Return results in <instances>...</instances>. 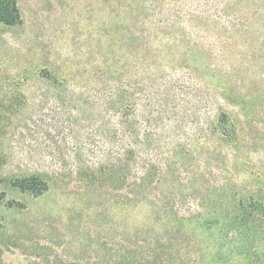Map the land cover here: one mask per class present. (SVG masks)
Masks as SVG:
<instances>
[{
    "label": "rangeland",
    "instance_id": "1",
    "mask_svg": "<svg viewBox=\"0 0 264 264\" xmlns=\"http://www.w3.org/2000/svg\"><path fill=\"white\" fill-rule=\"evenodd\" d=\"M115 1L17 0L20 22H0V264H121L123 254L135 255L144 210L125 212L118 179L97 171L108 144L83 104L78 77L120 52ZM226 61L234 64L230 85L248 94L242 142H190L182 178L159 186L180 218L181 236L172 237L183 264H246L215 216L230 215L235 197L264 201V52L239 51ZM52 72L68 79L47 80ZM211 85L208 109L216 101ZM191 89L187 131L202 117L198 100L206 93L198 84ZM29 172L49 183L41 196L16 186Z\"/></svg>",
    "mask_w": 264,
    "mask_h": 264
},
{
    "label": "trees",
    "instance_id": "2",
    "mask_svg": "<svg viewBox=\"0 0 264 264\" xmlns=\"http://www.w3.org/2000/svg\"><path fill=\"white\" fill-rule=\"evenodd\" d=\"M115 2L120 52H111L103 65L78 76L83 104L100 122L101 139L108 144V161L95 164L98 172L118 179L125 212L144 210L145 221L135 223V255L130 261L123 254L121 264H183L173 245L179 238L172 237L181 236L175 228L180 218L169 212L159 186L182 178L190 142L205 144L210 137L218 144L242 142L240 118L248 94L230 85L234 64L226 60L239 51L264 52V0ZM0 22H20L17 0H0ZM45 78L61 81L68 75L52 72ZM197 84L206 89L198 100L202 117L187 131L191 87ZM211 84L217 88L216 101L208 109ZM15 179L20 190L35 197L49 187L40 173ZM232 208L223 220L215 216V223L230 233L235 253L246 255V264H264V201L239 196Z\"/></svg>",
    "mask_w": 264,
    "mask_h": 264
}]
</instances>
